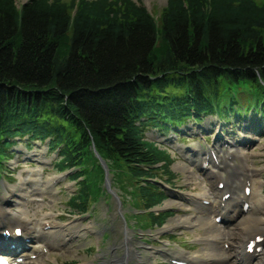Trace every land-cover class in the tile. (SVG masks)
I'll return each mask as SVG.
<instances>
[{"label": "trees", "instance_id": "16d2710c", "mask_svg": "<svg viewBox=\"0 0 264 264\" xmlns=\"http://www.w3.org/2000/svg\"><path fill=\"white\" fill-rule=\"evenodd\" d=\"M251 108L264 116V0H166L156 17L139 0H0V169L47 141L81 178L79 213L99 188L92 145L157 224L151 179L172 159L147 129Z\"/></svg>", "mask_w": 264, "mask_h": 264}, {"label": "rangeland", "instance_id": "374dc122", "mask_svg": "<svg viewBox=\"0 0 264 264\" xmlns=\"http://www.w3.org/2000/svg\"><path fill=\"white\" fill-rule=\"evenodd\" d=\"M143 3L147 9L153 13L156 17L159 15L160 9L165 5L166 0H139ZM215 120V116L207 117L201 122L205 125L206 129L209 127L212 128L211 131L206 132L207 135H212L213 131L216 129L218 125ZM214 121V123H213ZM205 122V123H204ZM248 122V118H247ZM233 123V122H232ZM232 123L230 125L232 126ZM234 124V123H233ZM243 120L238 123V126H242ZM226 125V124H225ZM228 124L221 129L224 132V136L230 140L240 139L244 134H249L248 131L242 132L240 127L234 125L233 127ZM237 127V128H236ZM228 129V132H227ZM264 129V127H263ZM195 131L198 129H194ZM151 135L158 136L161 138V142L166 143V141H171L173 145L176 144H184L191 147L199 146L200 148L208 149L213 148L217 150V158L220 161V170L219 174L221 177L226 179H231L232 183L237 186L236 191L241 194V188L239 187V178L241 177V167L245 166L246 171L250 174L249 178L251 181V202L250 209L246 212L240 214L236 219L238 220L236 223L234 221L233 224L228 225L227 227H223L218 224H213L212 217H210V212L207 214L205 211L202 212H191L188 209L180 210L174 215H171L167 218V221L164 223L165 226L169 224L176 223L178 218H187L186 216L191 217V221H195L198 218H204L205 223L198 225H192V227L185 232L188 234L185 238H191V241L196 239H202V245H190L191 242L183 243L181 241L182 238H176V240L166 241L160 240V242L155 245V248H163L169 252H173L171 254H184L187 256H191L192 258L202 260L204 264H231L229 260L225 258H219L216 262L212 263V258L214 255L223 256V254H227V250L231 251V246L225 249L221 245L215 244L213 241V237H220L222 243H232L235 244L234 239L229 237V232L232 229H235L238 222H246L253 218V216H257L259 221H257V226L252 225V230L248 232V234L253 233V231H258L260 227H264V209H259L256 211L257 197L262 198L263 202H259V206L264 205V131L260 134L261 138L258 143H250V146L246 145H218V141L212 143H206L205 140L202 139L200 133H196V135L191 132V129L186 130V138L184 141H180L179 138H171L169 139L170 132L166 134H159L155 130H150ZM201 137V138H199ZM210 140V138L208 139ZM25 145L23 142H19L13 148L15 151L14 157L10 159L8 167L12 168L13 173L11 175H7L6 179L0 180V208L6 207L8 210L14 212L22 208L20 205H15L14 203L6 204L5 197L9 195L14 196L19 191L20 181L23 179L27 180L32 174H36L38 171V177L42 178L41 184L46 187V182L49 177L54 176V171L51 169V162L58 156L56 151H46V146L44 143L39 144L37 147L33 145V147L28 148L30 151H25ZM37 149V150H36ZM36 150V151H35ZM35 152V154H32ZM29 156L26 158L25 156ZM190 156V155H189ZM195 159L196 156L191 157ZM190 159V158H189ZM42 161L43 163L41 164ZM184 161L175 160L171 166L173 172H176L177 181L176 188L181 191L183 195L186 193H196V192H204L205 194H209L210 192V179L204 178V175H209L208 170H199L192 163L189 162L188 159ZM212 163H209L211 166ZM44 167H47L48 171H44ZM90 171L88 172V182L90 187L96 188L99 184V173L95 164H90ZM237 168V174L229 175V172H233L234 169ZM110 171L112 174H109V178L111 181V188L114 190L119 199L121 201V212L118 210V205L116 198L112 195L106 196L101 195L99 199L92 203L90 201V209L91 214L86 216V218L79 219L78 222H73L69 227L71 229H77L76 224L85 221L88 218V221L84 223V228L88 224L90 229H94L96 232L95 236L82 234L81 237L77 239H72L68 243H64L61 241L62 245L58 246H49L50 250L41 256H37L34 261H30L28 264H38L43 262L44 264H122L121 262L114 261L118 257H122L125 254L127 242L133 248V254L128 258L126 264H162L165 261V257L161 256L160 253H154V249L149 247L148 245H153V241L156 239V236H153V232L158 230L159 228H153L151 230L143 229L139 227L138 219L143 220L144 216L139 215L138 219L134 213L141 212L140 210H135L131 206H135L134 200L136 199V193L134 189L128 192H125L121 188V184L127 183V177L121 172L118 167L115 165L111 167ZM56 174V173H55ZM68 175H63L61 181H59L56 186L46 187L47 193H44L42 190L37 193H30V202L25 203L28 206V217L31 220V224L37 225L38 221H43L44 219H50L53 223H63L62 220L68 221L71 218L79 215H70L67 216L65 214H59L60 211L67 210V200L70 195V191L72 190V183L67 179ZM233 176V178H232ZM236 176V177H235ZM231 177V178H230ZM9 183L18 184L17 187L12 188L9 186ZM101 186L103 184L101 183ZM24 187L27 189V185L25 183ZM130 187V186H128ZM132 187V186H131ZM130 187V188H131ZM26 191V190H25ZM256 192H259V195H256ZM24 192L20 189L19 198L14 199L16 203L21 201V195ZM178 193V192H177ZM38 198V200H34ZM234 195L232 194L229 197V201H233ZM170 202H163L162 205L165 207L175 206L176 200L174 198H170ZM123 200V201H122ZM175 201V202H174ZM255 207V208H254ZM122 214L124 219L126 220V224L122 221L119 214ZM194 214V215H193ZM64 217L62 219V217ZM9 218V217H8ZM43 218V219H41ZM189 218V217H188ZM134 219H136L134 221ZM208 222V223H206ZM64 224V223H63ZM127 225V226H126ZM163 225V227H164ZM65 227V226H64ZM66 228V227H65ZM125 229H127V234L125 236ZM89 231V230H88ZM264 234V229H263ZM229 233V234H228ZM178 236V234H176ZM125 237V238H124ZM64 236H57L56 241H60ZM147 242V244L145 243ZM177 242V243H176ZM204 242H211L204 243ZM126 243V244H125ZM215 246L214 248H212ZM57 248V249H56ZM170 248V250H169ZM137 251L138 255H135V251ZM229 251V252H230ZM148 252L154 256V258H150L152 255L148 256ZM210 252H214L210 254ZM154 253V254H153ZM141 261V263H139ZM125 264V263H123ZM248 264H253V261H250Z\"/></svg>", "mask_w": 264, "mask_h": 264}, {"label": "bare ground", "instance_id": "6f19581e", "mask_svg": "<svg viewBox=\"0 0 264 264\" xmlns=\"http://www.w3.org/2000/svg\"><path fill=\"white\" fill-rule=\"evenodd\" d=\"M232 178H233V176H232ZM242 187H243V185H242ZM230 189L234 190L235 187L233 185H230ZM215 191L216 190L214 189L213 190V194L214 195H216ZM24 195H25L24 193L21 195V199H23ZM256 195H258V194H256ZM216 196H218V195H216ZM244 197H246V196L238 195L239 200H241ZM261 200H262V198H260V197L256 198V201H258V203H257L258 208H256V210L259 209V205H260L259 202L261 203ZM235 202H237V200H235ZM20 212H21L19 214L20 223L23 225L24 231L28 235L36 238L37 237V233L40 231V229L43 228L42 225L44 224V222H40L39 223V225H38L39 228H34L33 226L29 225V219L27 218V215L25 214V212L23 210H20ZM12 213L13 212H11V211H8V210H5V209H0V220H1L0 222L7 221L6 220V216L7 215H9V216L11 215V216H14V217L17 216L16 213H14L13 215H12ZM186 217L187 218H178L176 220V223L164 226V228H170V227H172V226H174L176 224L187 223V220L190 218V216H186ZM258 219L259 218L257 216H253V218L250 219L249 221H246V222L240 221V222H238V224L235 227V229H232L229 232L230 234L228 233L230 238H235L234 239V241H235L234 247H232L233 246L232 245L231 246L232 247L231 251L230 252L226 251L228 254H223V256L214 255L213 257H211L212 258V263L216 262L219 258L222 257V258H225V259L231 261L230 262L231 264H248L250 261H253V264H264V245L261 246L260 250H256V247L261 245L262 242H257L255 244L254 249L251 251L252 254H249L247 249H246V245L249 242V239L254 238V236H252V235L258 234V233L254 234V231H253L252 235L248 234V232L250 230H252L251 229L252 225L257 226V221H259ZM195 221L199 222L200 224H204L205 223L204 218H198ZM206 223H208V222H206ZM8 225L11 228H13V226H14L12 224H8ZM263 229H264V227H260V230H263ZM43 233L46 234V235L50 234L52 236H64L63 232H61L60 230H57L56 232L54 230H48L47 232H43ZM41 245H42V243H38V244L32 245V250H34L35 248H37V247H39ZM214 247L215 246H213L212 248H214ZM125 248H126L125 254L122 257L116 258L114 261L121 262L122 264L123 263L126 264V261L128 260V258L133 254V248L130 246V244L128 242H127V245L125 246ZM134 251H135V255H138L137 251L136 250H134ZM212 253H214V252H210V254H208V256L209 255L211 256ZM164 254H166V253H164ZM184 259H186L187 261L190 262L189 258H184ZM139 263H141V261H139Z\"/></svg>", "mask_w": 264, "mask_h": 264}]
</instances>
